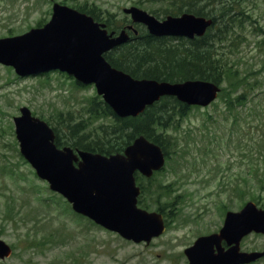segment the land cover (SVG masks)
<instances>
[{"label":"rangeland","instance_id":"374dc122","mask_svg":"<svg viewBox=\"0 0 264 264\" xmlns=\"http://www.w3.org/2000/svg\"><path fill=\"white\" fill-rule=\"evenodd\" d=\"M55 2L83 7L116 29L132 24L140 33L145 24L124 8L137 6L159 19L185 11L215 16L212 51L221 64H236L241 76L248 74L254 88L244 83L235 90L222 81L213 103L192 107L165 131L169 159L141 198L143 207L165 214L166 230L149 243L134 242L76 213L37 176L16 138L14 116L22 106L62 135L67 123L83 118L93 122L87 130L109 124L111 118L95 121L83 114L98 95L94 85H78L59 71L19 76L0 63V237L13 246L0 264H189L185 248L219 231L228 210L249 200L264 208V0H0V38L43 26ZM170 42L181 45L178 38ZM242 90L246 100L226 107L225 100ZM165 185L168 191L160 187ZM263 248V233L241 241L242 250ZM251 264H264V257Z\"/></svg>","mask_w":264,"mask_h":264},{"label":"water","instance_id":"95a60500","mask_svg":"<svg viewBox=\"0 0 264 264\" xmlns=\"http://www.w3.org/2000/svg\"><path fill=\"white\" fill-rule=\"evenodd\" d=\"M125 11L156 36L194 38L204 35L214 22L193 13L159 20L136 6ZM114 34L92 15L56 3L52 19L43 27L0 38V62L13 65L20 75L59 69L84 84L94 83L120 117L137 116L164 95L203 106L217 98L221 88L213 81L139 79L114 67L104 54L130 39L126 29L117 36ZM14 120L23 156L50 183L52 190L72 202L77 212L137 242H149L164 232L163 214L138 206L141 188L135 178L136 170L151 176L154 170L164 166L165 154L159 144L140 135L124 153L104 155L71 146L59 148L54 129L34 116L27 106L21 108V114ZM252 231L264 233V209L251 200L238 211H228L219 233L200 236L185 253L190 264L249 263L264 256V250L240 249L242 238ZM222 240L230 245L228 249L221 246ZM11 254V246L0 238V258Z\"/></svg>","mask_w":264,"mask_h":264},{"label":"trees","instance_id":"16d2710c","mask_svg":"<svg viewBox=\"0 0 264 264\" xmlns=\"http://www.w3.org/2000/svg\"><path fill=\"white\" fill-rule=\"evenodd\" d=\"M213 18L217 23L218 18L215 16ZM212 28L202 37L178 38L181 41L180 46L171 44L170 40L173 38L156 37L149 32H141L130 42L106 54V57L112 65L136 78H154L171 82L205 79L220 84L227 80L234 84L235 90L244 83L250 84L247 80L248 74L241 76L235 67L236 64L220 63L216 53L214 54L211 49L214 45ZM257 84L258 80H255V85ZM251 88H254V85L250 84ZM246 92L242 90L235 97L230 96L231 99L225 100L226 107L232 109L234 102H244L247 97ZM190 109L191 106L180 102L175 97L165 96L147 107L139 116L122 118L114 113L101 96L96 95L88 102L83 114L95 121L111 118V122L109 124L100 122L95 129L91 130L87 129L93 122L87 123L85 118L75 123H67V131L64 135L55 128V142L58 146L67 144L78 149L111 154L124 151L136 136L145 134L151 140L161 144L168 155L167 145L170 143V135H167L165 131L174 126L177 119L186 117ZM71 118L72 115L68 113V117L64 120L69 122ZM149 187L143 186L144 192ZM160 187L167 188L164 191L170 188L169 185ZM140 204L145 205L143 199H140Z\"/></svg>","mask_w":264,"mask_h":264},{"label":"flooded vegetation","instance_id":"af4514ba","mask_svg":"<svg viewBox=\"0 0 264 264\" xmlns=\"http://www.w3.org/2000/svg\"><path fill=\"white\" fill-rule=\"evenodd\" d=\"M185 12H188V11H185ZM182 13H184V12H182ZM182 13H180V14H182ZM199 13H201V12H199ZM180 14H178V15H180ZM204 14H206V13H204ZM171 15V14H170ZM168 16V15H167ZM175 16H177V15H175ZM164 19V18H163Z\"/></svg>","mask_w":264,"mask_h":264}]
</instances>
